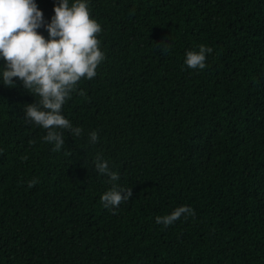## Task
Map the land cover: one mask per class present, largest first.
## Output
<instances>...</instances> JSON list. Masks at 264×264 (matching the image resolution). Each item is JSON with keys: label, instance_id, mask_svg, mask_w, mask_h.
Returning a JSON list of instances; mask_svg holds the SVG:
<instances>
[{"label": "trees", "instance_id": "obj_1", "mask_svg": "<svg viewBox=\"0 0 264 264\" xmlns=\"http://www.w3.org/2000/svg\"><path fill=\"white\" fill-rule=\"evenodd\" d=\"M35 2L47 25L59 0ZM83 2L105 59L62 107L82 132L60 151L0 60V264H264V0ZM114 185L132 196L105 208Z\"/></svg>", "mask_w": 264, "mask_h": 264}, {"label": "clouds", "instance_id": "obj_2", "mask_svg": "<svg viewBox=\"0 0 264 264\" xmlns=\"http://www.w3.org/2000/svg\"><path fill=\"white\" fill-rule=\"evenodd\" d=\"M53 11L51 22L45 25L43 12L35 0H0V60L4 61V86L11 87L13 79L18 78L32 96L39 97L25 109L26 121L47 130L44 141L60 151L64 139L59 130H70L75 136L82 132L61 114L62 107L71 99L79 81L92 80L97 75L96 70L105 56L97 39L101 26L91 18L86 2L76 0L69 6V0H59ZM42 26L48 33L47 39L38 32ZM212 51L201 45L198 52H187L186 66L203 70L206 53ZM97 141L94 131L90 134V143ZM94 164L100 175L109 176L112 182L119 179V174L112 172L99 154ZM36 183V179L29 181V187ZM131 196V189L117 190L114 185L101 196L100 202L105 208H116ZM182 215L187 218L194 212L181 206L170 215L156 217V223L168 227Z\"/></svg>", "mask_w": 264, "mask_h": 264}]
</instances>
